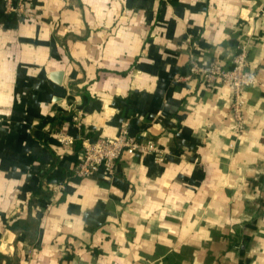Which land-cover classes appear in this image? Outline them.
Instances as JSON below:
<instances>
[{
    "label": "crops",
    "instance_id": "0c3cea01",
    "mask_svg": "<svg viewBox=\"0 0 264 264\" xmlns=\"http://www.w3.org/2000/svg\"><path fill=\"white\" fill-rule=\"evenodd\" d=\"M25 1L32 20L0 0V264H264V0ZM247 41L236 131L229 86L180 77ZM122 129L161 159L126 154L50 204L80 136Z\"/></svg>",
    "mask_w": 264,
    "mask_h": 264
},
{
    "label": "built area",
    "instance_id": "2783aa9c",
    "mask_svg": "<svg viewBox=\"0 0 264 264\" xmlns=\"http://www.w3.org/2000/svg\"><path fill=\"white\" fill-rule=\"evenodd\" d=\"M2 1L6 13L19 14L25 20H32L36 17L35 12L27 7L25 0ZM247 49L248 41L239 46L230 66L227 67L216 63L204 65L192 57L188 61L187 74L180 77L181 81L195 79L205 87H211L216 83L229 86L231 90L229 111L236 131L243 128L245 89L256 83L253 74L246 69ZM72 114L69 115V119L79 128L82 110L79 108ZM57 140L65 146L71 145L73 142L71 136L62 133L57 136ZM80 141V159L75 165L72 175L55 182H43V185L50 191V204L64 191L68 180L72 178L87 177L99 170L112 174L117 161L126 154L151 153L156 160H160L163 152L162 148L157 146L154 141L130 135L125 129L116 135L106 137L91 138L81 135Z\"/></svg>",
    "mask_w": 264,
    "mask_h": 264
},
{
    "label": "trees",
    "instance_id": "16d2710c",
    "mask_svg": "<svg viewBox=\"0 0 264 264\" xmlns=\"http://www.w3.org/2000/svg\"><path fill=\"white\" fill-rule=\"evenodd\" d=\"M60 180V179H59ZM55 181H57V180H53V179H49V180H47V182H55ZM43 187H42V184H40V186H39V193L41 194L42 193V195L44 194V191H45V189L43 190L42 189ZM46 192H47V195H49L50 194V192H49V190L47 189L46 190ZM46 192H45V194H46ZM12 227V226H11Z\"/></svg>",
    "mask_w": 264,
    "mask_h": 264
},
{
    "label": "water",
    "instance_id": "95a60500",
    "mask_svg": "<svg viewBox=\"0 0 264 264\" xmlns=\"http://www.w3.org/2000/svg\"><path fill=\"white\" fill-rule=\"evenodd\" d=\"M59 75V74H58ZM57 81V80H56ZM58 82V81H57Z\"/></svg>",
    "mask_w": 264,
    "mask_h": 264
}]
</instances>
